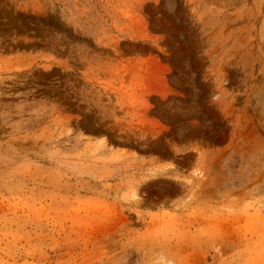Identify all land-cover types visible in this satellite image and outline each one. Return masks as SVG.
Returning <instances> with one entry per match:
<instances>
[{"label": "rangeland", "instance_id": "374dc122", "mask_svg": "<svg viewBox=\"0 0 264 264\" xmlns=\"http://www.w3.org/2000/svg\"><path fill=\"white\" fill-rule=\"evenodd\" d=\"M0 264H264V0H0Z\"/></svg>", "mask_w": 264, "mask_h": 264}]
</instances>
